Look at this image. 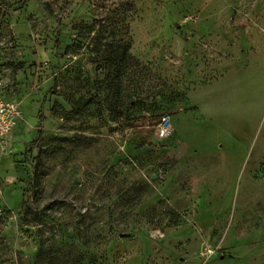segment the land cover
Returning a JSON list of instances; mask_svg holds the SVG:
<instances>
[{"label":"rangeland","instance_id":"374dc122","mask_svg":"<svg viewBox=\"0 0 264 264\" xmlns=\"http://www.w3.org/2000/svg\"><path fill=\"white\" fill-rule=\"evenodd\" d=\"M0 99V264H264V0H0Z\"/></svg>","mask_w":264,"mask_h":264},{"label":"built area","instance_id":"2783aa9c","mask_svg":"<svg viewBox=\"0 0 264 264\" xmlns=\"http://www.w3.org/2000/svg\"><path fill=\"white\" fill-rule=\"evenodd\" d=\"M21 119L22 111L16 104L9 101L4 102L0 99V143L9 139ZM159 129L162 133H170L169 118L162 119Z\"/></svg>","mask_w":264,"mask_h":264},{"label":"trees","instance_id":"16d2710c","mask_svg":"<svg viewBox=\"0 0 264 264\" xmlns=\"http://www.w3.org/2000/svg\"><path fill=\"white\" fill-rule=\"evenodd\" d=\"M40 139V137L38 138V140ZM38 140H37V142H38Z\"/></svg>","mask_w":264,"mask_h":264}]
</instances>
